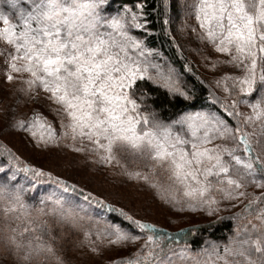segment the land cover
<instances>
[{"label": "snow or ice", "instance_id": "obj_1", "mask_svg": "<svg viewBox=\"0 0 264 264\" xmlns=\"http://www.w3.org/2000/svg\"><path fill=\"white\" fill-rule=\"evenodd\" d=\"M174 7L194 18L175 29L195 38L190 50L213 70L240 73L222 71L214 83L226 95L209 89V107L194 106L181 73L149 43L163 33L185 60L170 27ZM0 25V41L10 49H0L5 80L20 78L25 87L18 91L45 104L60 133L35 110L28 119L13 113L6 127L26 133L42 150L70 148L88 165L116 167L119 175L144 181L177 213L211 217L222 204L248 201L243 213L229 217L237 225L227 242L207 240L193 249L180 240L215 222L170 233L68 178L24 163L4 146L3 264H70L67 246L79 253L77 264H264V0H124L118 7L113 0H0ZM206 48L224 58L210 60ZM183 71L192 73L186 60ZM159 92L167 103L180 99L189 107L166 117ZM40 178L59 194L38 199L34 193L38 205L28 203L25 196ZM247 217L256 223H239ZM137 244L127 256L105 255Z\"/></svg>", "mask_w": 264, "mask_h": 264}, {"label": "rangeland", "instance_id": "obj_2", "mask_svg": "<svg viewBox=\"0 0 264 264\" xmlns=\"http://www.w3.org/2000/svg\"><path fill=\"white\" fill-rule=\"evenodd\" d=\"M7 10V9H6ZM186 20L188 24H194V18H184L178 13L175 16V28L174 34L177 37L179 44L183 50V53L187 57V60L192 68V71L200 74L208 84L214 89L217 96H225L220 89H218L214 83V80L219 78L222 71L227 70L231 74L239 75V72H233L232 69L213 70L211 64H205V61L198 55L194 54L190 49L197 47L195 38L189 33L185 36L177 34L175 29L182 22ZM2 26V25H0ZM0 49H9V46L0 41ZM205 54L209 55L210 60L217 58L223 59L220 54L213 53L211 49L206 48ZM169 61V60H168ZM170 62V61H169ZM172 64V63H171ZM173 67H175L172 64ZM176 68V67H175ZM182 76V86L191 88L186 81L185 76ZM6 72V66L3 62V58H0V140L7 143L14 153L24 163L32 164L34 166L42 167L45 170H50L54 175H59L62 178H68L70 182H76L78 185L83 186L95 193H99L101 196L106 197L108 201L116 202L118 205H124L127 210L135 213L137 218L144 217L149 222H154L159 228L178 229L184 226L192 225L196 221H209L219 218L222 215L232 214L244 209V205L247 204V200H243L237 207H228L224 204L221 205V210L214 216H207L203 213H177L171 209L170 206L165 205L160 199L154 196L152 190L142 180H129L127 177L119 175V169L116 167L105 166L99 168L95 165H88L85 163V156L79 153H75L70 148H49L48 150H42L41 148L34 146V141L26 133L13 130L6 127L7 122L14 113L18 119H28L33 115V110L40 112L46 116L52 123L57 134L60 133V127L58 120L54 117L52 112L48 110L45 104L33 101H27L25 97L18 91L21 87H25L20 78L14 79L8 82L4 78ZM13 76H17L13 73ZM44 94L41 93V96ZM55 106H53L54 108ZM240 111L250 112V109L240 106ZM63 144L71 145L70 140L61 141ZM123 162V159H122ZM0 163H2L0 161ZM26 174L21 173V177H25ZM25 186H28L27 179H25ZM57 186L47 178H40V182L36 185L35 189L27 193L25 200L28 203L38 205V200H31V196L34 193H38V199L47 198L49 196L55 197L59 194ZM249 192H255L260 194L261 190L255 187L248 188ZM116 218V217H115ZM2 219V216H0ZM253 223H256L255 219H251ZM246 224V221L239 222ZM234 235V234H233ZM141 241L140 243H142ZM226 241H219L218 243H225ZM182 246V245H181ZM70 250L66 253V258L70 261V264H77V257L79 253L75 249H71V246H67ZM139 247V244L135 246H129L127 249L114 253H106L105 255H123L127 256L129 253L134 252ZM5 251L2 245H0V264H3V258ZM81 259L83 257H80Z\"/></svg>", "mask_w": 264, "mask_h": 264}, {"label": "trees", "instance_id": "obj_3", "mask_svg": "<svg viewBox=\"0 0 264 264\" xmlns=\"http://www.w3.org/2000/svg\"><path fill=\"white\" fill-rule=\"evenodd\" d=\"M124 0H113V7H118ZM152 0H149V3L151 4ZM127 3L131 5L134 3V0H127ZM178 13V8L174 7L173 11L171 13L172 16V22L170 27L173 30L174 34V28H175V16ZM155 19V17H153ZM157 28H159V24H157ZM178 42V40H177ZM151 46H155L164 53L165 57L179 70L182 72V74L185 76L187 83L191 87V89L194 92V101L193 104L195 107H209L208 97H209V89H211L212 92L215 93L214 89L208 84V82L200 76V74L195 73L192 71V73H187L183 71V65L185 63V60L188 62L187 57L184 54L185 60H182L179 55H177L176 50L170 45L168 40L165 38L163 33H159L156 37L152 38L149 41ZM179 43V42H178ZM189 63V62H188ZM198 76L200 80L204 81L203 84L197 82L195 79V76ZM159 99L157 101L158 104L164 105V115L166 117L168 116H174L177 112L183 110L186 107H189V104L180 100L176 99L174 103H167L166 97L163 92H159ZM4 146H7V143L0 140V161L2 163L8 162L7 155L2 151V148ZM11 151L14 153V151L11 149ZM20 166H23L22 164ZM46 178H44L45 180ZM236 213H243V210H240L238 212L232 213V214H226L222 215L220 217H223L224 219H214L209 221H196L192 225L184 226L178 229H169L166 228L165 230L173 233V234H179L181 230H184L187 232L188 229L195 227L196 225H206L209 222H215V225L211 229H202L200 231H197L195 233H189L186 237L182 238L180 240V245H184L185 243H188L193 249L197 245H202L207 240L212 241H226L228 240V237L233 235V228L237 225V221H233L232 219H229V217L235 215ZM113 219L115 218V215L112 216ZM248 219H253V217H247V219L241 220L246 221Z\"/></svg>", "mask_w": 264, "mask_h": 264}]
</instances>
